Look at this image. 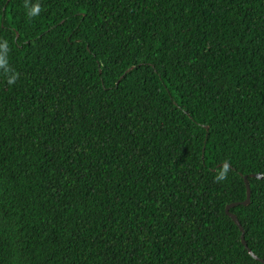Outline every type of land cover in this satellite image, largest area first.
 Instances as JSON below:
<instances>
[{"label": "trees", "instance_id": "16d2710c", "mask_svg": "<svg viewBox=\"0 0 264 264\" xmlns=\"http://www.w3.org/2000/svg\"><path fill=\"white\" fill-rule=\"evenodd\" d=\"M264 0H0V264H263Z\"/></svg>", "mask_w": 264, "mask_h": 264}, {"label": "water", "instance_id": "95a60500", "mask_svg": "<svg viewBox=\"0 0 264 264\" xmlns=\"http://www.w3.org/2000/svg\"><path fill=\"white\" fill-rule=\"evenodd\" d=\"M251 178L263 179L264 175H252ZM244 181H245V184L247 187V200L243 203H236V204L229 205L226 208V213L235 222V224L239 227L240 231L242 232V238L241 239H242L243 245L246 247V249H248L249 255L252 256L256 261L264 264V260L259 258L254 253H252L253 251L251 249H249V246H248L246 239H245V230H244L241 222L239 221L238 217L235 214L231 213L232 208L239 206V205L248 206L251 203L252 190H251V185H250V181H249V176H244Z\"/></svg>", "mask_w": 264, "mask_h": 264}]
</instances>
